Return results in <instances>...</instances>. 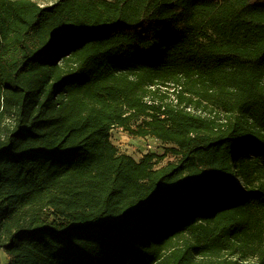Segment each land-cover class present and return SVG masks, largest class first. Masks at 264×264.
I'll return each instance as SVG.
<instances>
[{
	"label": "trees",
	"instance_id": "obj_1",
	"mask_svg": "<svg viewBox=\"0 0 264 264\" xmlns=\"http://www.w3.org/2000/svg\"><path fill=\"white\" fill-rule=\"evenodd\" d=\"M0 250L264 264V0H0Z\"/></svg>",
	"mask_w": 264,
	"mask_h": 264
},
{
	"label": "rangeland",
	"instance_id": "obj_2",
	"mask_svg": "<svg viewBox=\"0 0 264 264\" xmlns=\"http://www.w3.org/2000/svg\"><path fill=\"white\" fill-rule=\"evenodd\" d=\"M39 4L41 7L51 6L57 0H32ZM148 102L153 103L150 99ZM111 141L117 147L118 151L122 154L133 157L136 161H139L145 154L154 153L158 157L162 156L165 152L167 145L161 144L154 139H132L129 138L120 128H115L110 132ZM167 161V158L161 162L163 164ZM0 264H7V257L5 253L0 250Z\"/></svg>",
	"mask_w": 264,
	"mask_h": 264
},
{
	"label": "built area",
	"instance_id": "obj_3",
	"mask_svg": "<svg viewBox=\"0 0 264 264\" xmlns=\"http://www.w3.org/2000/svg\"><path fill=\"white\" fill-rule=\"evenodd\" d=\"M163 93L167 94V99L166 101L169 102L172 106L174 107H181V108H186L187 111L191 110V107H185L183 104H179V99H178V94L182 90V87L180 85H175L173 83L167 84L165 87H161ZM148 97L146 98V102L148 104H151V102H148Z\"/></svg>",
	"mask_w": 264,
	"mask_h": 264
}]
</instances>
